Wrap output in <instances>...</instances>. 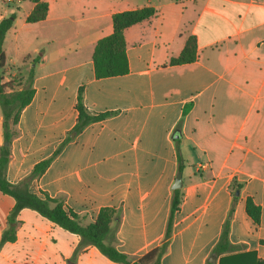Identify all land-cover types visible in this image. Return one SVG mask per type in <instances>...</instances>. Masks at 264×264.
Segmentation results:
<instances>
[{
    "label": "crops",
    "instance_id": "crops-1",
    "mask_svg": "<svg viewBox=\"0 0 264 264\" xmlns=\"http://www.w3.org/2000/svg\"><path fill=\"white\" fill-rule=\"evenodd\" d=\"M44 1L46 17L28 22L34 0H15L5 35L4 76L21 78V87L33 68L34 88L15 126L7 179L19 183L64 142L31 191L61 198L84 223L115 208L114 244L135 259L163 242L181 173L183 198L160 264H207L231 209L236 248L211 262L264 259V0ZM147 6L156 14L124 31L129 71L97 77L94 47L113 31V14ZM190 35L196 58L170 63ZM81 86L91 113L111 114L76 132ZM248 197L260 206L258 224ZM14 205L0 190V264H124L28 207L5 239Z\"/></svg>",
    "mask_w": 264,
    "mask_h": 264
},
{
    "label": "trees",
    "instance_id": "trees-1",
    "mask_svg": "<svg viewBox=\"0 0 264 264\" xmlns=\"http://www.w3.org/2000/svg\"><path fill=\"white\" fill-rule=\"evenodd\" d=\"M35 5L27 15L28 22H36L44 19L48 11V3L44 0H34ZM156 14V9L152 6L142 7L133 10L116 12L112 16L113 31L100 38L93 51L94 70L97 77L124 74L129 71V61L126 53V40L124 31L127 27L147 19ZM15 14L4 16L0 19V106L3 113V136L7 144H0V190L14 197L13 206L8 219L10 228L6 231L4 238H12L9 234L14 229L15 217L18 212L25 207L37 210L43 216L59 224L66 230L77 233L81 236V244H91L96 246L104 255L111 260L124 264H160L161 258L167 251L171 240L175 213L179 210L183 191L181 188H174L171 199V210L167 222V227L163 242L138 258H131L128 254L120 251L114 244L116 240L115 228L112 221L119 220V214L113 207L101 208L96 219L90 223H84L83 217L72 209L65 206L59 197H52L43 192V196L31 191L30 184L33 179L45 172L53 158L61 150L63 143L59 145L52 156L37 162L32 171L19 183H12L7 179L6 171L11 154V142L17 131L16 124L19 121L22 109L30 103L34 88L32 86L33 68L29 72L28 84L19 86L22 82L14 77L7 80L4 76L6 63L4 40L8 29L12 26ZM197 40L195 35H190L184 48L177 57L170 59V63L191 62L196 58ZM36 61V59H34ZM84 89L81 86L77 98L78 119L73 131L79 132L93 121L100 120L111 112L93 114L84 103ZM185 108L184 112H186ZM70 138L68 136L65 142ZM175 142L178 158V172L184 168V158L181 153V132L179 126L175 131ZM240 187V185H239ZM246 210L255 223L260 222L261 209L251 197L246 200ZM232 209L229 212V217ZM229 217L226 219L219 240L214 245L211 255H220L232 251L236 246L229 239ZM207 264H213L208 261ZM256 264H264V259L258 258Z\"/></svg>",
    "mask_w": 264,
    "mask_h": 264
},
{
    "label": "rangeland",
    "instance_id": "rangeland-1",
    "mask_svg": "<svg viewBox=\"0 0 264 264\" xmlns=\"http://www.w3.org/2000/svg\"><path fill=\"white\" fill-rule=\"evenodd\" d=\"M2 9H7L8 10V12L5 14L6 16H11L14 12H11V10H15V11H17V9L15 8L14 9V5H13V3H11V4H9V3H5L4 5H0V10H2ZM15 14V13H14ZM38 57V56H37ZM35 59L37 60L38 58H36L35 57ZM20 80V82H22L21 81V78H19L18 77V80L17 81H19ZM28 79H25V86H26V84H28V81H27ZM1 107V106H0ZM2 110V109H1Z\"/></svg>",
    "mask_w": 264,
    "mask_h": 264
},
{
    "label": "water",
    "instance_id": "water-1",
    "mask_svg": "<svg viewBox=\"0 0 264 264\" xmlns=\"http://www.w3.org/2000/svg\"><path fill=\"white\" fill-rule=\"evenodd\" d=\"M5 144H7V141H5ZM182 184H183L182 174L178 173V175H177V177L175 179V182L173 184V187L174 188H179V187L182 186ZM215 260H216V255H213V256L210 257V261L215 262Z\"/></svg>",
    "mask_w": 264,
    "mask_h": 264
},
{
    "label": "built area",
    "instance_id": "built-area-1",
    "mask_svg": "<svg viewBox=\"0 0 264 264\" xmlns=\"http://www.w3.org/2000/svg\"><path fill=\"white\" fill-rule=\"evenodd\" d=\"M5 3H9V4H11V3H14L15 2V0H3ZM201 167H203V166H201Z\"/></svg>",
    "mask_w": 264,
    "mask_h": 264
}]
</instances>
